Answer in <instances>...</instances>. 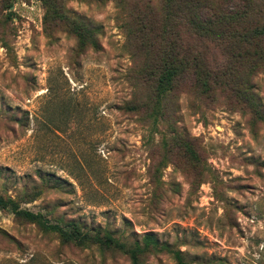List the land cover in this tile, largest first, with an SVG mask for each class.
Instances as JSON below:
<instances>
[{
  "label": "rangeland",
  "instance_id": "rangeland-1",
  "mask_svg": "<svg viewBox=\"0 0 264 264\" xmlns=\"http://www.w3.org/2000/svg\"><path fill=\"white\" fill-rule=\"evenodd\" d=\"M164 11L162 0H0V196L118 244L67 243L1 209L0 264H135L133 250L137 264H181L175 252L264 264V66L234 69L228 50L191 39L227 86L164 93Z\"/></svg>",
  "mask_w": 264,
  "mask_h": 264
},
{
  "label": "trees",
  "instance_id": "trees-1",
  "mask_svg": "<svg viewBox=\"0 0 264 264\" xmlns=\"http://www.w3.org/2000/svg\"><path fill=\"white\" fill-rule=\"evenodd\" d=\"M164 3L161 74L159 84L164 93L177 84H191L200 94L210 96L211 92L227 86L224 76L228 73H215L207 70L201 54L191 39L210 41L228 50L234 58V69L245 66L249 69L264 66V0H162ZM171 24L174 40L170 41ZM152 29L154 25H152ZM154 32V30L152 31ZM188 39V40H187ZM82 42V41H81ZM85 44V42H83ZM230 75V74H229ZM246 102L254 111L262 106L256 95L245 87L249 81H237ZM10 209L16 215L37 223L43 229L56 232L64 242L99 246L118 247L116 239L108 234L86 230L76 221L64 224L50 223L41 213L23 210L12 199L0 196V210ZM148 243L159 244L151 235ZM169 250L168 246L164 247ZM181 264H185L175 252ZM137 264L136 252L131 251Z\"/></svg>",
  "mask_w": 264,
  "mask_h": 264
}]
</instances>
